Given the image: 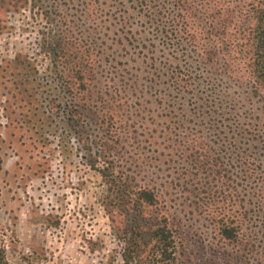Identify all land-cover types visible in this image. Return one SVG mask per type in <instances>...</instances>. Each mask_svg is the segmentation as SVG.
<instances>
[{"label": "trees", "instance_id": "obj_1", "mask_svg": "<svg viewBox=\"0 0 264 264\" xmlns=\"http://www.w3.org/2000/svg\"><path fill=\"white\" fill-rule=\"evenodd\" d=\"M41 8L55 79L25 76L12 97L23 106L20 95L34 87L52 93L44 112H56L83 164L105 179L123 264H186L168 214L182 197L201 211L215 206L210 224L246 244L225 264H264V0H44ZM0 264H8L2 250Z\"/></svg>", "mask_w": 264, "mask_h": 264}, {"label": "rangeland", "instance_id": "obj_2", "mask_svg": "<svg viewBox=\"0 0 264 264\" xmlns=\"http://www.w3.org/2000/svg\"><path fill=\"white\" fill-rule=\"evenodd\" d=\"M42 4L0 3V250L8 264H123L124 244L103 204L105 179L83 164L78 142L56 112H44L41 104L52 93L29 89L30 98L20 95L29 102L23 106L12 97L15 83L25 76L55 79L43 46L50 28ZM27 57L31 65L23 61ZM182 198L169 203L168 211L184 240L179 260L234 262L246 244L223 239L210 224L215 206L209 213Z\"/></svg>", "mask_w": 264, "mask_h": 264}]
</instances>
